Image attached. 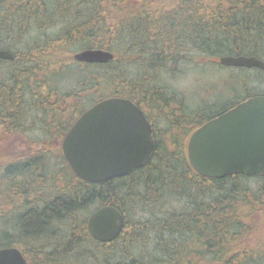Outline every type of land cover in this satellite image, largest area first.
Returning a JSON list of instances; mask_svg holds the SVG:
<instances>
[{
	"label": "trees",
	"instance_id": "trees-1",
	"mask_svg": "<svg viewBox=\"0 0 264 264\" xmlns=\"http://www.w3.org/2000/svg\"><path fill=\"white\" fill-rule=\"evenodd\" d=\"M138 1L131 8L123 0H0V50L12 55L0 60V68H7L0 80V149L5 147L0 151V249L17 248L27 264H188L194 257L260 264L264 250L250 245L252 224L264 212V178L253 177L261 181L256 193L241 184L247 179L243 175L200 177L188 163L186 142L201 125L250 97L264 96V90H245L233 103L196 112L177 99L168 112L176 144L157 142L142 168L103 183L77 179L61 154L41 148L51 135L68 131L74 122L69 111L76 110V118L85 111L79 103L83 97H92L91 106L116 97L170 109L171 99L133 80L122 67L135 62L125 57L130 51L149 55L140 67L152 69L176 64L192 52L264 62V0H170V9L155 11ZM60 22V29L47 34ZM72 46L108 51L114 58L103 65L76 62L72 55L66 60ZM70 66L80 89L75 96L39 89L50 75H69ZM231 69L257 70L264 83L258 69ZM30 82L33 90L26 87ZM36 120L42 137L28 139ZM102 206L118 209L125 223L107 244L89 236L88 217L77 220L82 210L91 208L90 215ZM250 217L255 221H247ZM61 223L68 225L62 242L56 234Z\"/></svg>",
	"mask_w": 264,
	"mask_h": 264
},
{
	"label": "water",
	"instance_id": "water-1",
	"mask_svg": "<svg viewBox=\"0 0 264 264\" xmlns=\"http://www.w3.org/2000/svg\"><path fill=\"white\" fill-rule=\"evenodd\" d=\"M114 55L104 50H83L76 62L105 64ZM0 50V60H11ZM228 68L258 69L255 57L221 56ZM154 150L150 125L131 101L111 97L87 109L62 140V156L75 177L97 184L124 177L140 169ZM187 160L200 177L219 180L234 175L264 178V96L250 97L207 121L188 138ZM124 218L113 206H102L86 220L89 236L99 243L114 241L124 228ZM0 264H27L15 247L0 249Z\"/></svg>",
	"mask_w": 264,
	"mask_h": 264
},
{
	"label": "rangeland",
	"instance_id": "rangeland-1",
	"mask_svg": "<svg viewBox=\"0 0 264 264\" xmlns=\"http://www.w3.org/2000/svg\"><path fill=\"white\" fill-rule=\"evenodd\" d=\"M123 1L126 6L130 5L131 8H134L135 4L139 3L138 0ZM143 2L153 11L157 10L158 8L167 10L172 6V1L170 0H142L141 5ZM60 24L61 22L56 25L54 29L48 31L47 34L55 33L57 29H60ZM68 50L66 51L71 53H69L66 60L69 59L71 55L76 54L79 51L78 46L69 47ZM146 56L149 57V55H147L144 51H140L139 49L135 52L130 51L125 57H127V60L128 58H130V60L135 62H128V64H123L122 67L126 68V72L128 74L130 73L129 77L133 78V80L142 82L148 89H151L153 90V92L158 93L161 97L171 99L172 103L168 106L170 108L168 112L178 104L176 102L177 99L180 100L181 103L188 109L196 112L199 109H207L208 107L220 106L224 107L228 103H233L235 101L234 99H236L238 95L240 96L241 94H243L245 90H250V92H261L264 90V83H262V79L254 74H257V70L253 73L252 70L241 72L239 70H234L231 68H223L217 62L218 57H210L192 52L189 53V55L186 54V57L183 56L184 58L179 60L176 64L168 62L166 64H159L156 66V68L152 69L143 66L140 67L141 61H143L144 57ZM68 61L70 62V60ZM68 69V73H70L69 75H66V73L63 76L59 77H57L56 75H50L46 79H43L44 83L41 84L39 89L44 91V89H47V87H49L55 89V91L60 95L72 93L75 96L76 91L80 90L79 86L76 84V69L74 66H70ZM6 70V67H3L2 69L0 68V80L2 79V74L4 75ZM189 71L195 73V83L191 87L187 88L185 91H176L175 89L170 87L169 81H175L180 77H184ZM242 79H245L246 82L244 85L242 84V86H240L239 82ZM41 80L42 79H40L39 81L41 82ZM27 86H29L33 90L35 85L33 86L30 82L28 85H26V87ZM92 92H96V90L94 89ZM91 101L92 97L87 96L79 100V103L80 106H87L89 108V106H91ZM87 107L85 108V110L88 109ZM69 112L72 113V115L76 114L75 110ZM41 117L43 118V116ZM161 127L162 129H164L168 126L161 123ZM31 128H33L35 132H33L34 134H26V137L28 139H32L36 135L42 137L43 132L40 122L36 120L35 125L32 124ZM39 147L40 145L31 146V148L33 149H39ZM44 147L45 149L48 148L49 151H51L50 154L55 152L56 154H58V149H50L51 146L41 145L42 149ZM3 148L5 147H1L0 151H2ZM241 184L253 188L256 192V190H259L258 188L261 186V181H258L257 178L247 177V179L241 181ZM262 198V204L261 202L257 203L264 206V197ZM259 200H261V198ZM173 205L176 208H179V202H176ZM90 209L91 208L84 209L79 212L77 214V220L81 221L86 219L89 215ZM254 216H256V214ZM254 219L250 217L247 219V221L252 222L255 221ZM254 223L256 224H252V232L254 231L255 235L252 236L253 240L251 241L250 247H252L253 249L262 248L261 250H264V212L260 217L256 219ZM67 231V223H61L56 228V234L62 235L61 242L64 233L66 234ZM262 257H264V255ZM203 261L199 258L194 257L191 262H188V264H216L209 259H205ZM62 264H64L63 261ZM260 264H264V258Z\"/></svg>",
	"mask_w": 264,
	"mask_h": 264
},
{
	"label": "flooded vegetation",
	"instance_id": "flooded-vegetation-1",
	"mask_svg": "<svg viewBox=\"0 0 264 264\" xmlns=\"http://www.w3.org/2000/svg\"><path fill=\"white\" fill-rule=\"evenodd\" d=\"M144 105L145 106H140V105H136V106L141 110L146 122L150 125L151 137L153 139L154 145L157 142H164L165 144L170 145V146L175 145L177 140H172L170 138V134H169V132H173L172 128L169 127L170 126V118H169V115H168V110L169 109H166V108L160 109V108H156V107H152L151 108V107H147L146 104H144ZM221 114H219V115H221ZM219 115H217V116H219ZM68 116H69V114H68ZM71 116H72V119H74V122L69 127L68 131L76 123V120L79 118V116L76 118V114L72 115V113H71ZM161 123H163V124H165L167 126L169 125V126L167 128L162 129ZM58 131H60V130H58ZM52 132H55V130H52ZM66 133H62V134L60 133L59 135H51L53 138H47V140L42 141L41 144L42 145L51 146V149L52 148L58 149L57 153L62 155L61 144H62V140H63L64 136L66 135ZM187 142H188V139H187ZM187 142H186V146H187Z\"/></svg>",
	"mask_w": 264,
	"mask_h": 264
},
{
	"label": "clouds",
	"instance_id": "clouds-1",
	"mask_svg": "<svg viewBox=\"0 0 264 264\" xmlns=\"http://www.w3.org/2000/svg\"><path fill=\"white\" fill-rule=\"evenodd\" d=\"M195 83V73L189 71L184 77H180L175 81H169L170 87L176 91H185Z\"/></svg>",
	"mask_w": 264,
	"mask_h": 264
},
{
	"label": "bare ground",
	"instance_id": "bare-ground-1",
	"mask_svg": "<svg viewBox=\"0 0 264 264\" xmlns=\"http://www.w3.org/2000/svg\"><path fill=\"white\" fill-rule=\"evenodd\" d=\"M2 61V60H1ZM4 61V60H3ZM92 65V64H91ZM99 65V64H98ZM101 65V64H100ZM103 65V64H102ZM241 69V68H240ZM245 69V68H244ZM247 70H249V69H247ZM110 243V242H109ZM99 244V243H98ZM107 244V243H106ZM38 254V253H37Z\"/></svg>",
	"mask_w": 264,
	"mask_h": 264
}]
</instances>
